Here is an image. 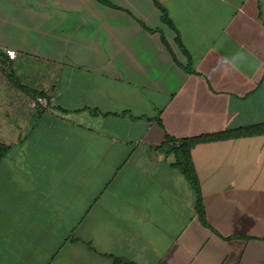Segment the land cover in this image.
<instances>
[{"label":"crops","instance_id":"crops-1","mask_svg":"<svg viewBox=\"0 0 264 264\" xmlns=\"http://www.w3.org/2000/svg\"><path fill=\"white\" fill-rule=\"evenodd\" d=\"M109 1L0 0V264H264V134L193 147L203 216L161 149L264 123V0Z\"/></svg>","mask_w":264,"mask_h":264},{"label":"trees","instance_id":"trees-1","mask_svg":"<svg viewBox=\"0 0 264 264\" xmlns=\"http://www.w3.org/2000/svg\"><path fill=\"white\" fill-rule=\"evenodd\" d=\"M98 1L103 4L119 8L117 5L113 4L109 0H98ZM154 2L161 10V16H162L163 22L169 25L170 27L176 29L173 20L169 16L167 9L161 4L159 0H154ZM149 29L151 31H157V29H151V28ZM161 36H162L163 43L171 50L164 34L161 33ZM177 42L181 46L183 51L187 53L185 47L183 46L181 42V38L179 36L177 37ZM0 55L3 58H5L3 52H0ZM172 55L175 61L179 63L174 53H172ZM184 68L189 71L193 70L191 64H188ZM10 78L12 79L13 83L16 86L22 88L25 91H31L33 94V97L42 95V96L50 98V96L44 94L43 91L30 90L29 88L24 86L18 80V78H14L11 74H10ZM257 134H264V123L254 124V125H249V126H242V127H238V128L230 129L226 131H220V132L211 133V134H203L199 136H192V137L182 138V139H176L166 134L165 140L161 146V149L165 150L167 153L173 154L174 156L173 164L181 170V172L185 175L189 183L196 189L198 193L197 211L200 216L204 215L205 208H204L203 199H202V195L200 191L199 177L197 175V171H196V168L194 166V163L191 157V150L193 149V147L201 142L227 139V138H238V137H244V136H253ZM9 149H10V146L0 140V157L5 156L6 153L9 151ZM114 264H135V263H133L132 261L126 260L124 258H121V257H115Z\"/></svg>","mask_w":264,"mask_h":264},{"label":"built area","instance_id":"built-area-1","mask_svg":"<svg viewBox=\"0 0 264 264\" xmlns=\"http://www.w3.org/2000/svg\"><path fill=\"white\" fill-rule=\"evenodd\" d=\"M7 56L10 59H15L17 52L14 49H6L5 50ZM53 103V98H48L42 95L34 96L29 101V106L36 110V109H47L51 107V104Z\"/></svg>","mask_w":264,"mask_h":264}]
</instances>
